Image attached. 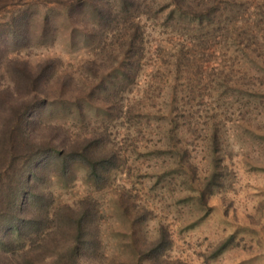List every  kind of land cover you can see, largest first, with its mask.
I'll return each instance as SVG.
<instances>
[{
  "label": "rangeland",
  "instance_id": "obj_1",
  "mask_svg": "<svg viewBox=\"0 0 264 264\" xmlns=\"http://www.w3.org/2000/svg\"><path fill=\"white\" fill-rule=\"evenodd\" d=\"M0 170V264H264V0H0Z\"/></svg>",
  "mask_w": 264,
  "mask_h": 264
},
{
  "label": "trees",
  "instance_id": "obj_2",
  "mask_svg": "<svg viewBox=\"0 0 264 264\" xmlns=\"http://www.w3.org/2000/svg\"><path fill=\"white\" fill-rule=\"evenodd\" d=\"M61 154V152H60ZM23 159V157H21ZM25 159V157H24ZM86 164L92 166L93 162L91 159L86 160ZM28 166L31 168V166L28 164ZM1 171V170H0ZM22 171H15L16 177L21 174ZM27 173V172H25ZM33 173V172H32ZM8 178V179H7ZM21 179H14L13 182L10 181L8 174L6 175L5 181L3 183H0V221L3 219H6V222L8 223V226L11 228L10 231L8 230V238L7 240H1L0 244V256H5L9 253V251H13L15 247V239H14V233L20 232V228L22 230L26 229V226L21 227L20 226V218H15V214L19 217L22 216L23 213H25L28 209L33 211L34 208V193L33 190L30 187H22V182L24 179V173L20 175ZM26 193V196H25ZM26 197V198H25ZM24 200H26L24 202ZM36 201V199H35ZM11 212H14L12 216H6L7 214H10ZM7 217V218H4ZM17 248V247H16ZM21 248V247H20ZM31 252V250H30ZM29 252L25 251V255H28ZM35 264V263H34ZM60 264H79L78 262V253L74 252L71 256H68L67 258H64L60 261Z\"/></svg>",
  "mask_w": 264,
  "mask_h": 264
}]
</instances>
